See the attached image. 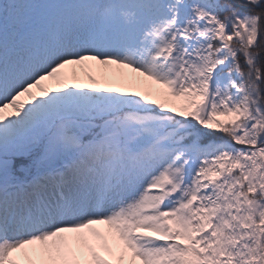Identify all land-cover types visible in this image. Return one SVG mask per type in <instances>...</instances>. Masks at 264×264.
Segmentation results:
<instances>
[{"label": "snow or ice", "instance_id": "6c2138e0", "mask_svg": "<svg viewBox=\"0 0 264 264\" xmlns=\"http://www.w3.org/2000/svg\"><path fill=\"white\" fill-rule=\"evenodd\" d=\"M0 264H264V0H0Z\"/></svg>", "mask_w": 264, "mask_h": 264}]
</instances>
